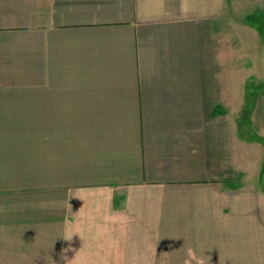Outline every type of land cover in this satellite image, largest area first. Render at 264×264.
Instances as JSON below:
<instances>
[{
  "label": "crops",
  "instance_id": "1",
  "mask_svg": "<svg viewBox=\"0 0 264 264\" xmlns=\"http://www.w3.org/2000/svg\"><path fill=\"white\" fill-rule=\"evenodd\" d=\"M0 264H264V0H0Z\"/></svg>",
  "mask_w": 264,
  "mask_h": 264
},
{
  "label": "rangeland",
  "instance_id": "2",
  "mask_svg": "<svg viewBox=\"0 0 264 264\" xmlns=\"http://www.w3.org/2000/svg\"><path fill=\"white\" fill-rule=\"evenodd\" d=\"M251 91V90H250Z\"/></svg>",
  "mask_w": 264,
  "mask_h": 264
}]
</instances>
